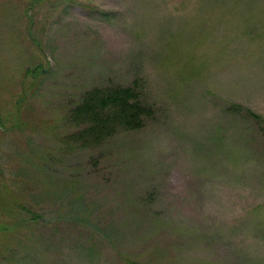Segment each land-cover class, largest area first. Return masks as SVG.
<instances>
[{"label": "rangeland", "instance_id": "1", "mask_svg": "<svg viewBox=\"0 0 264 264\" xmlns=\"http://www.w3.org/2000/svg\"><path fill=\"white\" fill-rule=\"evenodd\" d=\"M113 86L142 127L82 145L71 109ZM251 112L264 0H0V264H264Z\"/></svg>", "mask_w": 264, "mask_h": 264}, {"label": "trees", "instance_id": "2", "mask_svg": "<svg viewBox=\"0 0 264 264\" xmlns=\"http://www.w3.org/2000/svg\"><path fill=\"white\" fill-rule=\"evenodd\" d=\"M232 108L237 112L240 109L235 105ZM148 112L131 87H98L81 98L67 119L76 127L75 131L79 130L73 133L76 141L87 144L85 146H96L118 130L142 127ZM249 114L260 125L259 133L262 132L264 137V123L258 121L257 115Z\"/></svg>", "mask_w": 264, "mask_h": 264}]
</instances>
